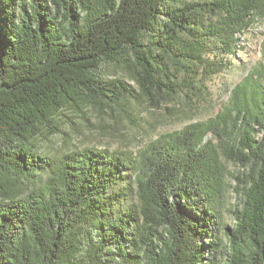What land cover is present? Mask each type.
<instances>
[{
  "label": "trees",
  "instance_id": "trees-1",
  "mask_svg": "<svg viewBox=\"0 0 264 264\" xmlns=\"http://www.w3.org/2000/svg\"><path fill=\"white\" fill-rule=\"evenodd\" d=\"M262 19L264 0H0V264H264V63L215 118L139 153L38 146L66 111L135 97L104 64L172 95L171 66L193 86ZM225 161L243 168L233 226Z\"/></svg>",
  "mask_w": 264,
  "mask_h": 264
},
{
  "label": "rangeland",
  "instance_id": "rangeland-1",
  "mask_svg": "<svg viewBox=\"0 0 264 264\" xmlns=\"http://www.w3.org/2000/svg\"><path fill=\"white\" fill-rule=\"evenodd\" d=\"M263 40L264 19L245 31L234 54L219 53L215 45L206 52L208 61L223 62L226 68L206 77L200 69L198 76L193 73L194 84L190 86L189 74L184 70H177L173 65L171 72L177 77V92L172 95L162 94L152 100L142 94L140 85L134 80L129 68L104 64L101 75L108 80H125L135 97L111 105L105 102L92 103L82 111H66L55 123L57 133L38 143L41 153L56 157L85 147L139 153L163 134L181 131L191 123L215 118L229 102L233 88L252 68H259L264 63ZM209 137L217 141L212 134ZM225 163L229 168L230 185L224 221L233 226V211L240 203L236 177L243 168L230 161Z\"/></svg>",
  "mask_w": 264,
  "mask_h": 264
}]
</instances>
